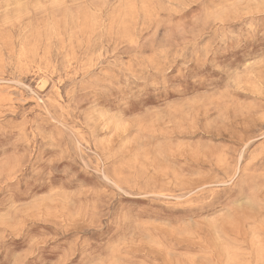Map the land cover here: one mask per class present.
Listing matches in <instances>:
<instances>
[{
    "label": "rangeland",
    "instance_id": "rangeland-1",
    "mask_svg": "<svg viewBox=\"0 0 264 264\" xmlns=\"http://www.w3.org/2000/svg\"><path fill=\"white\" fill-rule=\"evenodd\" d=\"M0 264H264V0H0Z\"/></svg>",
    "mask_w": 264,
    "mask_h": 264
}]
</instances>
